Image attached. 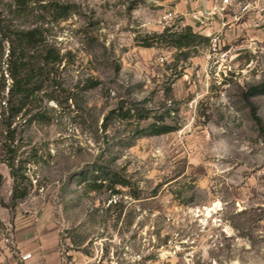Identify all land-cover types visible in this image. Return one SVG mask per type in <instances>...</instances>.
Listing matches in <instances>:
<instances>
[{
	"label": "rangeland",
	"instance_id": "rangeland-1",
	"mask_svg": "<svg viewBox=\"0 0 264 264\" xmlns=\"http://www.w3.org/2000/svg\"><path fill=\"white\" fill-rule=\"evenodd\" d=\"M47 1L70 14L56 19L40 5ZM184 2L45 0L22 9L0 0V264L35 245L58 264H264V93H250L264 83V0H237L213 16L201 35L218 37L215 52L209 40L180 51L153 42L165 29L198 33L179 14L161 21ZM32 28L43 37L37 50L61 62L45 69L27 114L13 118L4 38ZM88 81L99 84L87 90ZM128 108L149 118L122 120ZM36 113L43 117L29 121ZM152 123L175 130L136 138ZM12 149L29 189L14 206L3 163ZM93 163L131 188L87 192L77 178Z\"/></svg>",
	"mask_w": 264,
	"mask_h": 264
},
{
	"label": "trees",
	"instance_id": "trees-1",
	"mask_svg": "<svg viewBox=\"0 0 264 264\" xmlns=\"http://www.w3.org/2000/svg\"><path fill=\"white\" fill-rule=\"evenodd\" d=\"M45 0H13L14 4L18 8H26L30 3H40ZM42 7L50 9L55 14L56 19L65 20L70 14V7L65 4H61L57 1H47ZM42 33L37 28L27 30L13 31L10 37H5L9 45L8 52L6 54V71L11 81L7 88V100L6 103L9 115L13 118L18 117L22 112H27L29 104H32L36 100L38 93L42 88L43 76L45 69L50 65H58L61 62L59 53L53 50L39 51V45L43 43ZM153 42L165 43L176 50L188 49L196 40L202 43H208V38L199 33H194L190 28H187L181 32H170L169 29H165L160 34L153 35ZM145 41V40H144ZM146 47H150L153 43L144 42ZM186 56V55H184ZM99 83L96 81H88L86 89L95 88ZM264 93V83L258 88H255L250 93L255 92ZM122 110V109H121ZM253 110V109H252ZM27 114V113H25ZM40 113L33 114L29 121H35L42 118ZM122 120L137 119L143 121L149 118L148 113L141 109L128 108L126 111L120 113ZM257 125L261 127V121L255 115L253 116ZM161 121L162 118H158L157 121ZM11 124H6V135L12 139L13 130L10 128ZM175 129L165 125L152 123L146 128L136 130V138L159 136L168 134ZM8 155L3 160V163L8 167L11 179L13 181V187L11 192L10 201L14 206L24 200L28 194L29 189L25 186L24 181L26 177L21 165H15V151H7ZM77 181L79 184H83L84 189L87 192H96L103 188L117 193L116 187L131 188V184L128 179L118 172L110 169L107 166L93 163L86 170L78 174ZM131 196L134 199H138V194L132 191Z\"/></svg>",
	"mask_w": 264,
	"mask_h": 264
},
{
	"label": "built area",
	"instance_id": "built-area-1",
	"mask_svg": "<svg viewBox=\"0 0 264 264\" xmlns=\"http://www.w3.org/2000/svg\"><path fill=\"white\" fill-rule=\"evenodd\" d=\"M205 1L206 0H194L192 9L188 13V17L193 23L192 27H194L199 34H201L203 30L208 32V27L213 16L225 12L226 9L236 3L237 0H220L219 3H211L209 6H206ZM247 8L248 7L245 6L243 11H246ZM175 18H177V13L174 10H166L161 15V21L164 23H169ZM204 36L209 38L210 49L215 52L218 44V37L214 36V38L210 39L208 33H205ZM159 60L160 62L163 61L162 58ZM32 255V252L20 253L14 264H32Z\"/></svg>",
	"mask_w": 264,
	"mask_h": 264
},
{
	"label": "crops",
	"instance_id": "crops-1",
	"mask_svg": "<svg viewBox=\"0 0 264 264\" xmlns=\"http://www.w3.org/2000/svg\"><path fill=\"white\" fill-rule=\"evenodd\" d=\"M194 0H185L184 3H182L179 6H176L174 10L179 16L183 17L186 23H188L189 17L188 13L192 9ZM206 6H209L211 2L209 0L205 1ZM191 22V21H190ZM32 252V264H58L57 257L53 254H49L46 251H44V248L40 246H32V249L29 251Z\"/></svg>",
	"mask_w": 264,
	"mask_h": 264
},
{
	"label": "bare ground",
	"instance_id": "bare-ground-1",
	"mask_svg": "<svg viewBox=\"0 0 264 264\" xmlns=\"http://www.w3.org/2000/svg\"><path fill=\"white\" fill-rule=\"evenodd\" d=\"M217 205H213L210 209L207 210L208 215L210 214V211L215 208Z\"/></svg>",
	"mask_w": 264,
	"mask_h": 264
}]
</instances>
